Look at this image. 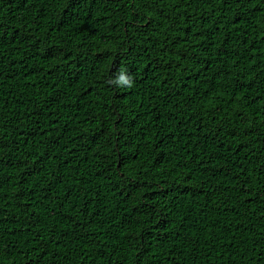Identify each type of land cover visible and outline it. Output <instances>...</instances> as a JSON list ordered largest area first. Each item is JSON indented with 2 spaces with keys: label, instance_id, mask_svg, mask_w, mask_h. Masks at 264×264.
<instances>
[{
  "label": "trees",
  "instance_id": "1",
  "mask_svg": "<svg viewBox=\"0 0 264 264\" xmlns=\"http://www.w3.org/2000/svg\"><path fill=\"white\" fill-rule=\"evenodd\" d=\"M0 264H264V0H0Z\"/></svg>",
  "mask_w": 264,
  "mask_h": 264
},
{
  "label": "clouds",
  "instance_id": "2",
  "mask_svg": "<svg viewBox=\"0 0 264 264\" xmlns=\"http://www.w3.org/2000/svg\"><path fill=\"white\" fill-rule=\"evenodd\" d=\"M121 79H122V80H125L126 78L122 76Z\"/></svg>",
  "mask_w": 264,
  "mask_h": 264
}]
</instances>
